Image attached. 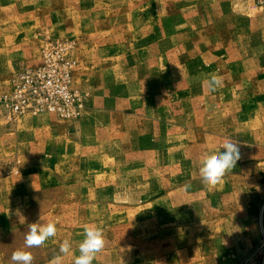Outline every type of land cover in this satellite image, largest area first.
<instances>
[{"label":"rangeland","instance_id":"obj_1","mask_svg":"<svg viewBox=\"0 0 264 264\" xmlns=\"http://www.w3.org/2000/svg\"><path fill=\"white\" fill-rule=\"evenodd\" d=\"M66 61L78 117L9 116L17 75ZM209 73L223 78L215 92ZM45 90L57 98L55 82ZM226 140L241 158L208 188L201 158ZM35 222L57 234L27 248ZM93 225L105 236L93 264H264L256 0H0V264L16 250L50 264L65 239L73 264ZM255 226L259 243L237 238Z\"/></svg>","mask_w":264,"mask_h":264},{"label":"clouds","instance_id":"obj_2","mask_svg":"<svg viewBox=\"0 0 264 264\" xmlns=\"http://www.w3.org/2000/svg\"><path fill=\"white\" fill-rule=\"evenodd\" d=\"M205 83L209 91L215 92L222 85L223 78L217 73H209ZM222 148L225 149L224 152L205 153L201 158L199 175L201 183L208 188H214L221 183L224 176L235 168L237 161L241 158L240 148L236 142L226 140ZM188 187L190 185L186 184L185 188ZM56 234L55 223H31L25 235V246L27 248L40 247ZM83 237L79 244V255L75 257L73 264H93L96 255L105 247L104 232L99 226H86ZM71 247L69 240L65 239L59 247V254L53 257L50 264H62V256H67ZM11 260L13 264H32L33 256L28 251L16 250L12 253Z\"/></svg>","mask_w":264,"mask_h":264},{"label":"built area","instance_id":"obj_3","mask_svg":"<svg viewBox=\"0 0 264 264\" xmlns=\"http://www.w3.org/2000/svg\"><path fill=\"white\" fill-rule=\"evenodd\" d=\"M256 2L264 7V0H256ZM15 78L14 98L8 99L12 103L11 106L8 103L9 116L25 112H51L61 118H76L81 114L80 97L69 87L71 81V64L69 62H64V66L59 69L56 76L50 72V67L42 63L36 68L22 71ZM52 82H55L57 86V98L45 90ZM19 96L22 98L21 100L18 99ZM16 101L18 104H15Z\"/></svg>","mask_w":264,"mask_h":264},{"label":"crops","instance_id":"obj_4","mask_svg":"<svg viewBox=\"0 0 264 264\" xmlns=\"http://www.w3.org/2000/svg\"><path fill=\"white\" fill-rule=\"evenodd\" d=\"M20 130V129H19ZM29 131H30V129H28ZM20 132V131H19ZM238 223V222H237ZM237 226H240V225H237ZM238 228H240V227H238ZM237 234V238H239L240 236H243L244 237V239H246V240H248V238L250 237V236H252V242L253 243H259L260 242V237H261V235H260V230L258 229V227H256L255 226V229L253 230V233L252 234H250L248 231H245V229H243V230H237V232H236ZM245 240V241H246Z\"/></svg>","mask_w":264,"mask_h":264}]
</instances>
